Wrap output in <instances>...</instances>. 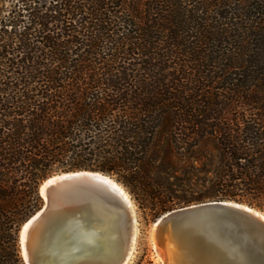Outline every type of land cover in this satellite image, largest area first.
<instances>
[{
	"label": "trees",
	"instance_id": "16d2710c",
	"mask_svg": "<svg viewBox=\"0 0 264 264\" xmlns=\"http://www.w3.org/2000/svg\"><path fill=\"white\" fill-rule=\"evenodd\" d=\"M80 170L159 216L178 180L264 211V0H0V264Z\"/></svg>",
	"mask_w": 264,
	"mask_h": 264
},
{
	"label": "water",
	"instance_id": "95a60500",
	"mask_svg": "<svg viewBox=\"0 0 264 264\" xmlns=\"http://www.w3.org/2000/svg\"><path fill=\"white\" fill-rule=\"evenodd\" d=\"M50 178L38 188L41 207L19 230L24 263L129 264L138 227L120 184L88 170ZM148 237L161 264H264V213L231 200L170 210Z\"/></svg>",
	"mask_w": 264,
	"mask_h": 264
},
{
	"label": "rangeland",
	"instance_id": "374dc122",
	"mask_svg": "<svg viewBox=\"0 0 264 264\" xmlns=\"http://www.w3.org/2000/svg\"><path fill=\"white\" fill-rule=\"evenodd\" d=\"M111 177L115 179V177L113 176ZM118 183L124 188V190L128 193L131 199V202L134 206V214L136 217L137 227H138L135 251H134V255L129 264H161L160 258L155 253L152 243L149 240L148 234H149V230L153 222L157 218H159L162 214L170 210L179 208V207L213 200L211 198H205V199H201V201H194L195 199H198L199 195H201L199 189L203 191L207 187V185L203 186L201 184L195 183L194 180H192L191 183L184 184L182 180L181 181L178 180V181H175L177 185L174 187V194L172 195V197H169L168 199L169 201L167 202L168 206L171 207L170 210L160 213V216H159L158 215L159 213L158 214L155 213L157 208H154V210L153 208L150 209V205H148L146 208H141L138 202L134 199L133 195L129 192V190L124 185H122L120 182ZM239 203L248 205L264 213V211L257 209L256 207L251 206L247 203H243V202H239Z\"/></svg>",
	"mask_w": 264,
	"mask_h": 264
},
{
	"label": "bare ground",
	"instance_id": "6f19581e",
	"mask_svg": "<svg viewBox=\"0 0 264 264\" xmlns=\"http://www.w3.org/2000/svg\"><path fill=\"white\" fill-rule=\"evenodd\" d=\"M50 179H52V178H50ZM50 179H49V180H50ZM47 182H48V181H47ZM47 182H45V184H46ZM45 184H44V185H45ZM44 185H43V186H44ZM119 187H120V189L122 190L124 196H125V197L127 198V200L130 202L129 204H130V206H131L132 213H133L134 218H135V214H134V206H133V204H132V202H131V199H130L128 193H127V192L124 190V188L121 187L120 185H119ZM29 225H30V221H29L28 223H26V224L24 225V227H23V231H22V241H23V244L25 243V240H26V234H27V231H28V229H29ZM136 225H137V223H136ZM136 233H137V231H136ZM158 257H159V256H158ZM159 258H160V257H159Z\"/></svg>",
	"mask_w": 264,
	"mask_h": 264
}]
</instances>
